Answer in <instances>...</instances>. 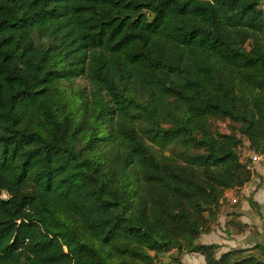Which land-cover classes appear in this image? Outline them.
<instances>
[{"label":"trees","instance_id":"obj_1","mask_svg":"<svg viewBox=\"0 0 264 264\" xmlns=\"http://www.w3.org/2000/svg\"><path fill=\"white\" fill-rule=\"evenodd\" d=\"M263 2L0 0V264H264L200 241L264 155Z\"/></svg>","mask_w":264,"mask_h":264},{"label":"crops","instance_id":"obj_2","mask_svg":"<svg viewBox=\"0 0 264 264\" xmlns=\"http://www.w3.org/2000/svg\"><path fill=\"white\" fill-rule=\"evenodd\" d=\"M254 175L250 182L245 184L240 192L238 205L234 211L243 224H247L248 228L241 233H228L225 225L231 219L232 210H224L219 218L220 225L217 229H213L208 233L200 236L202 243H215L219 245L217 257L222 253L232 249H243L253 247L257 243L264 244V156L259 155V159L253 162ZM234 191L230 192V195ZM258 203L257 207H253L251 201ZM174 257L179 261L174 260ZM162 264H208L204 255L197 252H184L178 254L171 251L162 254Z\"/></svg>","mask_w":264,"mask_h":264},{"label":"rangeland","instance_id":"obj_3","mask_svg":"<svg viewBox=\"0 0 264 264\" xmlns=\"http://www.w3.org/2000/svg\"><path fill=\"white\" fill-rule=\"evenodd\" d=\"M262 7L264 8V2H263V5ZM80 81V80H78ZM213 124L214 126L219 129L220 131L222 132H230L231 131V123L226 120V119H220V120H213ZM236 132L238 133V131L236 130ZM253 154V151L250 150L248 148V144L245 143V145L242 147L241 149V158L245 161H249V163L253 166L255 161L257 160H254L251 156ZM261 156H264V155H261ZM239 192L240 190H237V191H234L233 194L230 195V192L228 193L229 196H228V200L225 201V204L223 206V208L219 211V214H218V219L216 221H214L212 223V230L213 229H217L218 225H220L221 222H219V218L221 216V214L224 212V210H232L231 213H235L233 212L235 207L238 205V200L236 202V199H232L233 197L237 198L238 199V196H239ZM3 196L4 197H7V194L6 193H3ZM228 210V211H229ZM225 228L227 230L228 233H241V232H244V231H239L238 227L235 226V221L233 220L232 223H230V221H227L226 225H225Z\"/></svg>","mask_w":264,"mask_h":264},{"label":"built area","instance_id":"obj_4","mask_svg":"<svg viewBox=\"0 0 264 264\" xmlns=\"http://www.w3.org/2000/svg\"><path fill=\"white\" fill-rule=\"evenodd\" d=\"M254 160H257V159H259V155L258 154H256L255 152H253V154H252V156H251ZM227 196H229V194L227 195Z\"/></svg>","mask_w":264,"mask_h":264}]
</instances>
